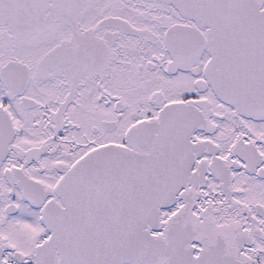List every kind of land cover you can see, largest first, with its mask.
<instances>
[{
  "label": "flooded vegetation",
  "instance_id": "flooded-vegetation-1",
  "mask_svg": "<svg viewBox=\"0 0 264 264\" xmlns=\"http://www.w3.org/2000/svg\"><path fill=\"white\" fill-rule=\"evenodd\" d=\"M211 29L185 0H0V264H65L42 210L106 144L179 159L146 223L163 249L119 264H264V14L220 34L215 66Z\"/></svg>",
  "mask_w": 264,
  "mask_h": 264
},
{
  "label": "water",
  "instance_id": "water-1",
  "mask_svg": "<svg viewBox=\"0 0 264 264\" xmlns=\"http://www.w3.org/2000/svg\"><path fill=\"white\" fill-rule=\"evenodd\" d=\"M185 2L197 9L212 27L214 66L220 34L227 38L235 23L249 25L255 17L264 14L256 0ZM209 73L216 88L218 84L223 86L218 82L215 68H210ZM11 135L10 115L0 109V161ZM176 142H179L178 133ZM160 154L152 146L148 155L141 156L131 151L126 153L117 144L101 145L82 156L63 175L55 186L62 203L49 202L42 210V220L52 230L50 245L59 247L65 264H119L125 259L153 256L164 247L149 233L146 223L157 219L158 199L166 201L174 192L168 190L176 184L179 159L160 158ZM158 189L160 197L154 196ZM87 238L90 243L84 245ZM77 239L81 240L80 248ZM204 261L199 258L190 264H204Z\"/></svg>",
  "mask_w": 264,
  "mask_h": 264
},
{
  "label": "rangeland",
  "instance_id": "rangeland-1",
  "mask_svg": "<svg viewBox=\"0 0 264 264\" xmlns=\"http://www.w3.org/2000/svg\"><path fill=\"white\" fill-rule=\"evenodd\" d=\"M121 263V262H120Z\"/></svg>",
  "mask_w": 264,
  "mask_h": 264
}]
</instances>
